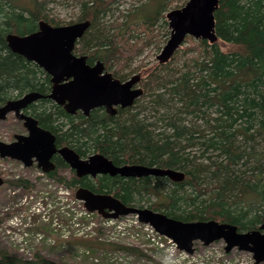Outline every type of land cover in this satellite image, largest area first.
<instances>
[{"label": "trees", "instance_id": "trees-1", "mask_svg": "<svg viewBox=\"0 0 264 264\" xmlns=\"http://www.w3.org/2000/svg\"><path fill=\"white\" fill-rule=\"evenodd\" d=\"M18 1L0 0V105L29 92L45 95L51 86L42 69L9 50L6 35L29 34L40 20L64 25L46 13L55 0H27L29 7ZM119 1L77 0V22L89 21V27L76 42L74 53L86 55L89 64L102 62L106 71L114 65L125 68L141 50L139 40L129 41L134 29L128 22L101 26L102 18ZM169 2L156 0L151 11L144 8V20L138 24V30L150 34L144 44L152 39L156 28L150 27L163 20ZM214 24L216 41L197 40L190 49L195 55L185 70L173 71L158 63L145 77L135 74L148 97L134 112L132 105L118 108L115 114L93 110L87 117L72 116L43 98L31 104L42 106L30 113L40 127L56 136L58 144L82 155L99 153L115 165L156 166L184 173L181 182L105 175L98 183H81L85 189L142 208L137 204L142 195L160 194L161 184L169 183L159 204L147 208L180 221L229 223L243 232L264 222V0H219ZM159 28L169 36L167 21ZM116 71L113 77L124 81ZM151 110L157 114L152 122L147 114ZM76 182L67 179L68 185ZM11 183L25 184L22 179ZM185 186L189 192L183 190ZM5 255L0 263L56 264L38 254L33 261Z\"/></svg>", "mask_w": 264, "mask_h": 264}, {"label": "water", "instance_id": "water-1", "mask_svg": "<svg viewBox=\"0 0 264 264\" xmlns=\"http://www.w3.org/2000/svg\"><path fill=\"white\" fill-rule=\"evenodd\" d=\"M219 0H187L183 6L168 11L165 15L169 37L156 60L166 64L184 43L186 37L206 40L214 43V12ZM89 27V21L74 22L67 25L53 26L40 20L37 29L26 35L8 34L5 37L7 47L13 53L21 55L27 61L36 64L50 77V90L43 95L29 92L21 97L0 105V120L9 113L23 120L27 135H19L11 143L0 141V158L21 161L25 167L37 161L38 167L47 171L52 167L51 156L57 152L78 176L118 175L123 178L165 177L171 182H181L184 173L171 168H159L138 164L114 165L99 153L91 154L85 160L68 148H55V136L47 129L37 125L36 119L22 115L28 105L46 98L62 106L65 112L74 114L104 107L109 114H115L116 108L132 106L143 95L137 86L139 77L120 81L104 70L100 61L89 65L85 55L74 53L76 42ZM3 179L0 177V186ZM74 196L83 203L89 212L108 219L126 215H135L137 219L150 225L158 234L169 238L180 251L193 252L195 242L207 246L215 241H223L224 251L233 248L252 255L254 264L264 262V222L257 229L239 232L235 225L207 221H180L149 208L128 206L107 194L93 193L85 188H78Z\"/></svg>", "mask_w": 264, "mask_h": 264}, {"label": "rangeland", "instance_id": "rangeland-1", "mask_svg": "<svg viewBox=\"0 0 264 264\" xmlns=\"http://www.w3.org/2000/svg\"><path fill=\"white\" fill-rule=\"evenodd\" d=\"M186 1L187 0H170L168 6L166 7V12L163 13V20L166 21L165 15L168 11L183 6ZM153 2H156V0H120L115 4V7L113 6L112 11L107 16L102 18L100 22L102 27L107 28L108 25L114 21L119 23L126 21L131 24L134 29L131 32L134 37L129 40L130 43L139 40L137 45L141 48V50L139 54L134 56L129 61V64L125 68L114 65L110 68V70H108V72L111 73L117 70L116 72H118V77H122V80H129L130 77L135 74H140L142 77H145L144 74L151 71V69H154L158 64L156 56L159 54L169 37L168 35L166 37V29L159 28L163 21L162 19H159L154 27H150V29L156 28L152 39L149 40V43L144 44V41L150 34H148L147 30H138V24L144 20V17H141L146 12V9L144 8H148L147 11H151L154 8V4H152ZM17 4L23 7H29L27 0H19ZM141 9L142 11H140ZM46 11L50 19H54L64 25L71 22H77L79 15L77 0H55V2L48 4ZM196 42L197 40L192 37H190V39H185L184 43L174 54L176 58H171L165 66H168L169 69L177 72L185 70L186 65L190 64L192 56L195 55V53L191 52L190 49L195 46ZM222 48L224 50L230 49L229 46H222ZM143 79L145 78H142V80ZM137 86L142 88L141 82H139ZM147 97L148 96L142 95L138 98L133 104L132 111L134 112L136 110V105H145ZM146 108V111L150 110L149 105H147ZM158 110L159 109H157V111ZM161 112L162 111L159 110V113ZM147 114H151V118L149 119L151 122L157 117V114L154 111L147 112ZM152 115L155 117L152 118ZM157 124L163 128L162 122H158ZM22 132L23 129L20 122L15 119L12 113H9L4 119L0 120V141H10L14 135ZM0 171H3L11 181L15 180V177L18 176L25 178L32 184L36 185V187L30 191H23L18 187H15V194L19 195L20 199L26 197L33 206L37 205V203L41 204L42 202L53 203L49 196L46 197L43 193H41V191H46L48 189L46 184L49 182L35 179L39 175L37 170L22 169L20 166H17V164L0 161ZM161 185V190L159 191L160 194H144L137 204L142 206V208H147L151 205L153 207L159 204L162 194L165 193V189L170 187L169 183H163ZM202 186H204V184ZM5 190L4 200L6 201L8 207L10 209L12 207L16 210L19 209L14 205L17 202L8 198V196L12 197L11 194L13 190H11V188L7 190V187ZM183 190L187 192L190 191L187 186H185ZM69 196L70 195H67V197ZM57 201L60 202L59 199ZM239 203L241 208L245 206L243 202ZM19 206L23 205L19 204ZM56 206L59 207V204H56ZM27 208L28 207H25V210ZM69 208L70 206L68 207V211ZM162 210L164 209L162 208ZM52 211L53 209H50L48 212V230L45 229L43 225L45 223L42 221H37L36 223H42L41 225L38 224L39 226H37V228L45 230L47 237H52L55 243H57L60 242V240L56 238L57 235H55V237L52 236L54 233L52 230L54 212ZM14 213L17 214V217L20 216V214L23 217L30 216L23 214V211H19V214L17 212ZM34 217L36 218V216ZM66 220L68 222V230H70V222L67 217ZM91 222L93 223L92 225ZM104 222L105 221L101 218V216L95 212L92 214L91 220H87L83 217L81 221V224L83 225V235L77 237L78 240L75 237L68 238L65 250L60 248L54 249L51 248V245L41 244L37 250L25 253L14 250L11 248L9 243H2L0 240V253H7L21 261H33L35 259V255L38 254L44 259L50 260L56 264H97L90 261L85 255L78 257L75 252L79 248L87 250L93 257H98L100 261L98 264H106L107 253L112 252L116 254L115 264H254L250 253L238 251L237 249L225 252V244L221 240L215 241L208 246H203L201 243L195 242L192 254H186L185 252H174L173 254L166 252L155 254L149 252L148 254L143 251V247H146L145 249H149L150 245L148 241H146L144 233L134 228L136 227V224H134V218L132 216L118 219L115 222H106L108 225L104 224ZM89 226L92 228H88ZM22 232L23 231L14 232L11 234L12 237L9 238V240L12 244L17 243L19 234ZM259 264H264V262Z\"/></svg>", "mask_w": 264, "mask_h": 264}, {"label": "flooded vegetation", "instance_id": "flooded-vegetation-1", "mask_svg": "<svg viewBox=\"0 0 264 264\" xmlns=\"http://www.w3.org/2000/svg\"><path fill=\"white\" fill-rule=\"evenodd\" d=\"M72 24V23H71ZM86 56V55H85ZM86 62H87V56H86ZM95 63V62H94ZM93 63V64H94ZM87 64H89L87 62ZM89 65H92V64H89ZM105 70V69H104ZM106 71V70H105ZM108 72V71H107ZM111 73V72H110ZM134 76H137V75H132L131 77H134ZM130 77V78H131ZM139 77V76H138ZM116 78V77H115ZM118 79V78H117ZM49 80H50V77H49ZM121 81V80H120ZM126 81V80H124ZM139 84V82H138ZM137 84V85H138ZM35 103V102H34ZM32 103V104H34ZM38 106H42V105H28L25 109H23L21 111V114L22 115H29L31 116V111L32 109H38ZM59 106V105H57ZM63 109L62 106H59ZM119 107L116 108V110H118ZM121 109V108H120ZM125 109V108H124ZM64 110V109H63ZM93 110H99V112H102V113H107L106 109L104 107H98V108H95V109H92L89 111V114L93 111ZM65 111V110H64ZM67 113V112H66ZM13 114V113H12ZM69 114V113H68ZM88 114V115H89ZM15 119L18 120L22 126V129H23V132L22 133H19L17 135H14L13 138L10 140V141H2L4 143H11L15 140V138L19 135H27V130L25 129L24 125H23V120H20L19 118H17L15 116V114H13ZM72 116H77V115H83L85 117H87L88 115H84L81 111H77L75 112L74 114H70ZM38 125V124H37ZM39 126V125H38ZM40 127V126H39ZM42 128V127H41ZM44 129V128H43ZM53 134V133H52ZM54 135V134H53ZM55 136V135H54ZM56 138V136H55ZM55 148L58 149V148H61V147H68L67 145L65 144H58L56 142V139H55ZM70 148V147H68ZM72 149V148H70ZM73 150V149H72ZM75 151V150H74ZM76 152V151H75ZM79 156L80 159H83L85 160L86 158H88L91 154H86V155H82L78 152H76ZM94 154V153H92ZM0 161L1 162H7V163H14V164H17V166H20L22 169H34V170H37L39 175L38 177H36L35 179L37 180H45L49 183L46 184V186L48 187V189L46 191H41V193H43L46 197L49 196V198L52 199V202L53 203H41L42 205H45V206H50L51 209H53L52 212H54V216H55V219H56V225L57 227L59 228L60 232L63 231L65 228H66V225H67V220H66V217H65V201H71V200H75V201H78L82 204V202L78 199L75 198L74 196V193L75 191L78 189V188H82L83 186H81L83 182H85L86 180H93L95 181L96 183L99 182V179L102 177V176H105V175H97L95 177H91V176H88V175H85V176H78L74 170H72L68 164L62 159V157L57 153L55 152L52 156H51V159H50V162H51V165L52 167L50 166H47V171H44L42 170V168L38 167V164H37V161L35 159H32V164L28 167H25L24 164L19 161V160H15V159H10V158H0ZM115 165V164H114ZM116 166H121V165H116ZM106 176H109V175H106ZM116 177H120L118 175H115ZM115 176H110V177H115ZM0 177L3 179V183L2 185L0 186V240L1 242L3 243H9L11 248H13L14 250L16 251H20L21 249H19L20 247L16 244H12L11 241L9 240V238L12 237V233H14L15 229L14 227L11 225L13 223V220L15 219V217L17 216L16 213L14 212H21V211H24L25 210V207L24 206H19L20 204V201L23 199H20L19 198V195H16L15 194V187H18L19 189L23 190V191H30L31 189H34L36 187V185L32 184L30 181H28L27 179L25 178H22V177H18L16 176L15 180H18V179H22L24 180L25 184H21V185H14L13 183H11L12 181L14 180H9L8 179V176L6 174H4L3 171H0ZM69 178V180H74V181H78L76 182V184L73 186V185H68L67 183V179ZM122 178V177H120ZM81 180V182L79 181ZM7 187V190L11 188L12 191V197H9L12 201L14 202H17L15 203L14 205L19 208V209H14V207H12L11 209L8 207V205L6 204V201L4 200V192L6 191ZM83 188H86V187H83ZM93 193H98V194H106L105 192H96L94 191ZM67 195H70V199H68ZM108 195V194H107ZM31 196V195H30ZM54 197V199H53ZM26 198V197H25ZM32 198V197H30ZM60 200V205L61 207H59V209L57 208L56 204H57V200ZM16 200V201H15ZM83 205V204H82ZM28 206H33L30 204V201L28 199ZM15 210V211H14ZM19 214V213H18ZM39 217L40 215L36 216V218H31L29 220V222H27V224H29V226L27 227V231H29L31 233V235L28 237V241L30 243H34L35 242V235L36 234H42L43 235V239L41 241H39V244L38 245H41V244H44V236H47L45 234V230L43 229H38L37 226L41 225L42 223H40L39 225L36 224L37 221H39ZM63 219H64V223H63ZM26 223V222H25ZM45 229L48 230V227H49V222L48 223H45L43 224ZM48 233V232H47ZM56 238H58V235L56 236ZM59 239V238H58ZM9 240V241H8ZM60 240V239H59ZM78 240V238H77ZM61 242H57L55 243L51 248H59V244ZM39 247V246H38ZM37 250V249H35ZM34 250V251H35ZM6 255L4 253H0V261L3 262L4 260V257ZM0 264H4V263H0ZM6 264V263H5Z\"/></svg>", "mask_w": 264, "mask_h": 264}, {"label": "built area", "instance_id": "built-area-1", "mask_svg": "<svg viewBox=\"0 0 264 264\" xmlns=\"http://www.w3.org/2000/svg\"><path fill=\"white\" fill-rule=\"evenodd\" d=\"M70 197V196H69ZM68 197V199H70ZM65 216L67 217L68 221L70 222V230H68V222L66 225V228L60 232L59 228L56 225V219L55 216L53 218L52 221V230L54 231V233L52 234L53 237H55V235H58V238L60 239V244H59V248L62 250L66 249V241L68 238L70 237H75L77 238V235L81 232V230L83 229V225L81 224L82 218H86L87 220H91V216L93 213L87 211L83 205L75 200H69L68 202L65 201ZM20 204L28 207L26 210L23 211V214L25 215H30L28 217H23L21 214L20 216H16L15 219L13 220V223L11 224L15 231L14 232H20L23 231L22 233L19 234V239L16 243V245H18L21 249V252H25V253H30L33 252L35 249L38 248V244L39 241H41L43 239V235L42 234H36L35 235V242L34 243H30L28 241V237L31 235V233L29 231H27V227L29 226V224H27V222H29V220L31 218H34V216H38L39 217V221H42L43 223H48V212L51 209L50 206H43L39 203H37V205L35 206H28V199L27 198H23L20 201ZM69 211H68V207ZM57 208L59 209V207L57 206ZM132 216L134 218V224H136V227H134L135 229H138L140 231H142L144 233V237L146 239V241H148L150 248L149 249H145L144 248V252L148 253H155V254H160L162 252H166V253H170L173 254L174 252H179V253H184L183 251H179L176 247V245L169 239L165 238L164 236L159 235L157 232H155V230L149 226L148 224H143L141 222H139L136 218V216L133 215H129ZM128 216H125V218ZM124 218V217H122ZM120 218V219H122ZM103 219V218H102ZM105 222L104 224L108 225V223L106 222H115L118 219H103ZM26 222V223H25ZM36 224H40V223H36ZM93 223L91 222V225ZM88 228H92V227H88ZM44 244H48L53 246L55 244V241L52 237H47L44 236ZM76 255L78 257H80L81 255H85L86 257H88V259L90 261H92L93 263H97L100 262L98 257H93L87 250H84L82 248H79L76 252ZM107 261L105 262L106 264H115V260H116V254L114 252L112 253H107Z\"/></svg>", "mask_w": 264, "mask_h": 264}, {"label": "bare ground", "instance_id": "bare-ground-1", "mask_svg": "<svg viewBox=\"0 0 264 264\" xmlns=\"http://www.w3.org/2000/svg\"><path fill=\"white\" fill-rule=\"evenodd\" d=\"M57 204H59V207H61L60 202L57 201ZM83 235V229L81 230V232L77 235V237H80ZM213 243V242H212ZM208 246V245H207Z\"/></svg>", "mask_w": 264, "mask_h": 264}]
</instances>
